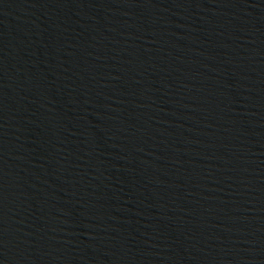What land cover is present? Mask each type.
<instances>
[{
    "label": "water",
    "instance_id": "water-1",
    "mask_svg": "<svg viewBox=\"0 0 264 264\" xmlns=\"http://www.w3.org/2000/svg\"><path fill=\"white\" fill-rule=\"evenodd\" d=\"M0 264H264V0H0Z\"/></svg>",
    "mask_w": 264,
    "mask_h": 264
}]
</instances>
